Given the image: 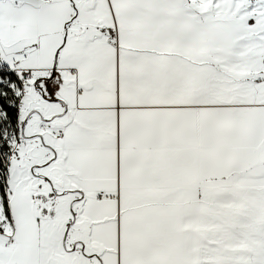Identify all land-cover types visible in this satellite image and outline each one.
<instances>
[{
  "label": "snow or ice",
  "instance_id": "snow-or-ice-1",
  "mask_svg": "<svg viewBox=\"0 0 264 264\" xmlns=\"http://www.w3.org/2000/svg\"><path fill=\"white\" fill-rule=\"evenodd\" d=\"M0 264H264V0H0Z\"/></svg>",
  "mask_w": 264,
  "mask_h": 264
}]
</instances>
